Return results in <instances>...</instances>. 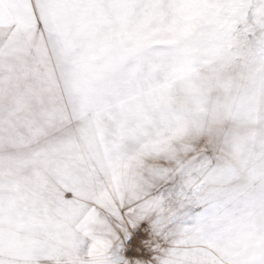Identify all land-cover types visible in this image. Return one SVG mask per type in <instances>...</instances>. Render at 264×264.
<instances>
[{
    "label": "snow or ice",
    "instance_id": "6c2138e0",
    "mask_svg": "<svg viewBox=\"0 0 264 264\" xmlns=\"http://www.w3.org/2000/svg\"><path fill=\"white\" fill-rule=\"evenodd\" d=\"M0 264H264V0H0Z\"/></svg>",
    "mask_w": 264,
    "mask_h": 264
}]
</instances>
